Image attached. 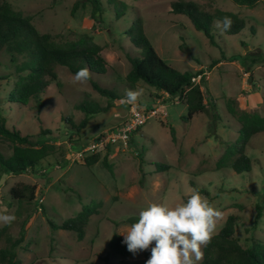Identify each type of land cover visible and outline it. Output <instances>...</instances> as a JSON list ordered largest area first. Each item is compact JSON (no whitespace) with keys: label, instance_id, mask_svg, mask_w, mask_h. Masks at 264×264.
Listing matches in <instances>:
<instances>
[{"label":"rangeland","instance_id":"obj_1","mask_svg":"<svg viewBox=\"0 0 264 264\" xmlns=\"http://www.w3.org/2000/svg\"><path fill=\"white\" fill-rule=\"evenodd\" d=\"M7 1L31 17L43 33L57 34L65 41L92 36L102 46L101 55L108 67L106 74L95 75L94 79L121 99L113 100L107 112L94 115L85 128L77 131L86 116L81 103L105 107L110 98L102 96L88 80L75 81V74L58 66V80L42 95L41 111L34 103L22 107L8 102L15 66L7 50L0 52V111L7 116L8 126L29 135L39 146H55V152L35 170L0 176V212L16 217L10 225L0 224V229L7 226L0 247L7 245L8 236L20 237L25 228L24 241L17 248L21 264H106V258L110 264H120L121 260H140L145 250L127 258L109 257L112 235L126 233L131 225L128 218L139 217L140 210L150 203L175 207L201 189L207 192H199L202 198L220 212L211 236L234 215L236 236L243 246H251L255 239L264 240V131L254 135L247 147L253 159L251 171L238 174L231 167L219 165L240 128L228 101L234 100L239 116L258 113L264 117V0L253 7L232 0H102L105 9L99 25L94 24L92 7L85 0ZM176 1H194L209 12H234L245 19L246 26L236 35L218 29V46H214L187 16L173 12ZM118 12H122L120 17ZM138 19L167 63L181 71L207 73V110L191 121L184 119L188 113L185 102L163 93L151 97L154 88L144 83L133 88L126 82L131 70L129 55L140 54L126 32ZM213 60L221 61L210 69ZM128 90H142L135 103L125 102ZM155 104L164 108L147 120L127 148L110 147L113 172L101 161L87 166L78 157L82 146L124 125L131 117V106L149 113ZM171 126L176 131L175 139ZM0 153L6 158L12 154V145L1 138ZM104 155L105 151L102 158ZM161 165L168 167L162 170L158 168ZM33 186V202H18L10 194L13 187L29 194ZM92 201L100 203V213L91 217L83 240L73 231L52 229L49 220L61 224ZM259 206L261 217L257 219Z\"/></svg>","mask_w":264,"mask_h":264},{"label":"trees","instance_id":"obj_2","mask_svg":"<svg viewBox=\"0 0 264 264\" xmlns=\"http://www.w3.org/2000/svg\"><path fill=\"white\" fill-rule=\"evenodd\" d=\"M232 1L238 5L253 7L263 0ZM85 2L92 7L91 18L94 24H102L105 9L103 1L85 0ZM109 2L112 1L109 0ZM172 9L177 14L187 16L195 29L202 32L214 46H218L215 36L218 29H222L216 27L217 21H221L224 17H229L232 20L231 27L227 31L222 30L227 35H236L246 26L245 19L234 12L221 9L209 12L203 10L194 1H176L173 3ZM117 15L120 17L122 12H118ZM126 33H128V37H131L135 47L140 50V54L137 56L129 55L131 70L125 80L131 87L136 88L138 83H144L155 89V95L151 97H160L163 93L171 99L185 102L188 113L184 119L187 122L191 121L196 114L207 110L208 103L205 102L206 91H208L206 77L202 76L197 84L192 81L194 76H198L204 71H181L167 63L146 36L140 19L134 21ZM3 50L10 53L11 61L15 66V71L11 74L15 83L13 81V87L7 97L8 102L16 103L22 107L31 106L34 103L37 111L42 109V95L50 84L58 80L56 71L58 66L67 68L72 74L82 68L88 69L87 80L102 96L110 98V101L105 107L87 101L82 102L80 108L85 111L86 116L76 127L77 131L85 128L94 115L107 112L113 100L121 99V96L113 90L102 87L94 79L95 75L106 74L108 67L106 60L101 55L102 46L92 36L85 34L77 40L65 41L57 34L43 33L32 22L31 17L16 10L7 0H0V52ZM220 61L213 60L209 68H213ZM233 103L232 99L228 101L231 115L239 119L238 137L233 146L228 147L219 165L231 167L236 173L242 174L252 170L253 159L247 154V147L254 135L264 131V117L258 113H244L239 116ZM156 106L157 104L153 105L152 109ZM7 123V116L0 111V138L12 145L10 158H6L0 153V176L19 175L29 170H35L44 159L55 152L54 145L39 146L29 135H24L16 127L11 128ZM141 128L139 127L133 132L130 141L134 136L140 134ZM47 132L50 131L47 130ZM170 132L172 138L175 139V128L171 126ZM110 147L86 155L84 164L93 166L101 161L104 167L113 172L109 162ZM104 151L105 155L102 158ZM167 167L161 165L158 168L165 170ZM30 189L28 194L13 187L10 194L18 202L25 199L33 202L36 196L35 187ZM199 192L206 191L201 189ZM100 207V203L92 201L90 204L84 205L75 217L66 219L61 224H56L51 220L49 223L52 229L73 231L79 240H83L91 217L100 213ZM41 208L46 214L45 205H42ZM259 209L257 219L261 217L260 206ZM33 214L31 213L29 218ZM137 219L138 217H130L127 222L132 224ZM236 223L237 217L230 215L219 232L211 236L210 241L203 247V259L200 264H264V240L255 239L251 246H243L236 236ZM6 230L7 226L0 229V238ZM24 232L25 228L22 229L20 237L14 239L12 236L7 237V245L0 247V264H21L17 248L24 241ZM123 239L124 237L118 232L112 235L108 246L109 257L127 258L132 255V252L128 251L127 246L123 243ZM150 255L149 248L145 250L143 259L121 260L120 264H145ZM106 264H110L109 258H106Z\"/></svg>","mask_w":264,"mask_h":264},{"label":"clouds","instance_id":"obj_3","mask_svg":"<svg viewBox=\"0 0 264 264\" xmlns=\"http://www.w3.org/2000/svg\"><path fill=\"white\" fill-rule=\"evenodd\" d=\"M232 24L229 17L216 22L217 28L227 31ZM88 69L75 73V81L87 80ZM142 90L126 92L125 102L135 103ZM220 212L193 191L186 201L175 207L150 203L139 212L126 233L123 243L133 254L150 248L145 264H197L203 259L201 246H206L216 226ZM16 217L0 212V224L10 225Z\"/></svg>","mask_w":264,"mask_h":264},{"label":"built area","instance_id":"obj_4","mask_svg":"<svg viewBox=\"0 0 264 264\" xmlns=\"http://www.w3.org/2000/svg\"><path fill=\"white\" fill-rule=\"evenodd\" d=\"M202 76L206 77L207 73L203 72L198 76H194L192 78L193 83L197 84L201 80ZM163 108V105L157 104V106L148 113L138 108V106H131V117L124 125L110 133L102 134L98 138L90 141L85 146H82V148L77 153L78 157L84 159V157L88 154L113 145H119L123 148H127L133 132H135L139 127L145 125L150 117L159 114Z\"/></svg>","mask_w":264,"mask_h":264}]
</instances>
